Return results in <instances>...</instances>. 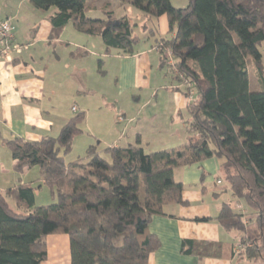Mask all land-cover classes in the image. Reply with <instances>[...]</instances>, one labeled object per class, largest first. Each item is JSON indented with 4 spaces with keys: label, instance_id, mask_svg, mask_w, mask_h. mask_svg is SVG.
<instances>
[{
    "label": "trees",
    "instance_id": "obj_1",
    "mask_svg": "<svg viewBox=\"0 0 264 264\" xmlns=\"http://www.w3.org/2000/svg\"><path fill=\"white\" fill-rule=\"evenodd\" d=\"M118 1L147 21L165 18L172 36L155 40L159 69L172 76L173 90L187 99V130L196 138L152 153L139 143L89 146L84 158L65 163L85 118L76 111L55 138L2 141L15 173L37 168L39 178L0 191V264H42L50 235L68 237L70 264H149L160 248L149 230L153 218H174L165 208L187 204L175 171L210 159L217 160L222 181L252 217H245L244 207L239 212L222 203L213 220L236 233V240L182 239L180 254L199 262L236 257L264 264V0H186L185 8H175L171 0ZM29 3L42 13L56 8L48 18L51 39L70 25L106 48L134 53L136 23L128 14L116 18L109 4L102 5L104 17L97 19L87 15L95 9L88 0ZM77 51L71 56L84 55ZM247 58L257 76L256 91L249 87ZM97 65L102 75V61ZM42 186L55 203L35 205Z\"/></svg>",
    "mask_w": 264,
    "mask_h": 264
},
{
    "label": "crops",
    "instance_id": "obj_2",
    "mask_svg": "<svg viewBox=\"0 0 264 264\" xmlns=\"http://www.w3.org/2000/svg\"><path fill=\"white\" fill-rule=\"evenodd\" d=\"M11 4L6 12L0 11V21H9L18 47L11 52V60L0 58V191L39 178L38 171L33 169L15 173V161L3 149L2 141L55 138L77 112L85 114L81 125L86 127L92 111L100 113L99 126H106L107 130L105 135L95 134V137L104 148L136 143L141 148H149L150 143L173 138L177 124L181 131L187 130V99L173 90L172 76L159 69L160 54L155 40L172 36L164 17L144 19L150 28L144 27L137 35L136 26L134 34L138 42L134 53L124 55L119 50H107L101 41L93 38L82 42L71 33L72 40L66 41L65 28L51 39L48 18L53 13L35 10L29 0H12ZM77 50L84 55L71 56L78 55ZM98 60L102 61V75L98 72ZM108 76L113 77L115 94L106 96L97 86L100 77ZM99 94H102L101 102L95 99ZM122 97L123 104L119 101ZM130 102H134L132 109ZM73 107L77 112L72 111ZM129 109L132 111L127 112ZM118 116L122 117L121 121L117 120ZM32 172L34 180L29 177ZM175 172L179 176L177 182L183 185V200L187 204L165 208V213L174 218H153L149 230L159 238L160 248L150 256L149 264H240L242 260L236 257L199 262L180 254L182 239L233 242L236 235L225 232L213 220L224 203L223 193L229 189L218 186L223 181L217 160L210 159ZM191 186L194 188L190 189ZM204 218L211 221H194ZM45 242L47 258L42 264H70L66 235H50Z\"/></svg>",
    "mask_w": 264,
    "mask_h": 264
},
{
    "label": "rangeland",
    "instance_id": "obj_3",
    "mask_svg": "<svg viewBox=\"0 0 264 264\" xmlns=\"http://www.w3.org/2000/svg\"><path fill=\"white\" fill-rule=\"evenodd\" d=\"M88 1L93 2L94 6H95V9H93V11H90L87 14L88 17H90V18L102 19L104 17L103 16V9H101L102 5L103 4H109L107 7L108 8L107 10L112 11L113 15L116 18L123 16L125 14H128L130 17L133 18L134 22L137 24L136 35H137V32L140 33L144 27H146V29H148V27L150 28V24H148L144 21V18L140 15V13L137 10H134L133 8L128 7V6L123 7L118 0H88ZM185 1L186 0H171V3L175 8H185V6H186ZM11 2H12V0H0V11L6 12L7 7L9 6V8H10L11 5L13 4V3L11 4ZM55 11H56V8L53 7V8H50V10L48 12H50V14H52ZM71 33L74 36L79 37L78 40H80L82 42L85 40L90 41L93 38V37H89V36L79 34V33L75 32L70 25H67L65 27V30H64V36H65L66 41L72 40L71 39V37H72ZM147 34H148V31H147ZM93 39H96L100 43L99 39H97V38H93ZM106 49L109 51L114 50L112 48H106ZM260 49L264 53V45ZM246 65H247V69L249 71V87H250V90L256 91L258 89L257 76H256L255 72L253 71L252 60L250 58H247ZM112 81H113L112 76H108L106 78L100 77L99 81H98L99 85L97 86V88H99L101 93L106 95V96L108 94H115V89L113 88ZM102 94H99L100 96H96L95 99H97V101L101 102L102 101L101 100ZM123 100H124L123 97L121 99H119L120 103L123 104ZM130 103H131V106H132L131 109H132L134 102H130ZM130 111H132V110L129 109L127 112H130ZM118 117H121V116H118ZM117 120H120V119L117 118ZM100 121L102 122V120L100 119V113L98 114L97 112L92 111L90 118H89V121L88 122L86 121L88 127H86L85 124H84V126L81 125L80 126L81 133L73 138L71 150L67 155L64 156L65 163H71L77 159L84 158L85 152L89 148L90 145L98 147L99 150L104 149L102 144H98V140L95 137L96 135L98 136V134L101 136H103L102 135L103 133H104V135L106 134L105 132L107 130L106 129L107 127L105 125H104L105 127H103V128H102V126H99ZM106 122H107V117L105 119V123ZM195 138H196L195 135L190 134L188 132V130L181 131L180 126H178V124H177V125H175V136L173 138L163 139V141L161 143H150L151 147H149V148H146V147L143 148L142 147V148L144 149L145 153L158 152V151H162L165 149L173 148V147L180 145L182 143H190L191 144L194 142ZM103 142H105V140H103L102 143ZM143 146H145V145L143 144ZM3 149L6 151V149L4 147H3ZM6 153L8 155L7 151H6ZM5 162H6V160H5ZM32 169L34 171H37V168H32ZM34 173H36V172H34ZM29 177L31 180L35 179L33 172L31 174H29ZM174 177H175L176 181L179 179L177 172H175ZM218 186L228 187V185L225 182H222L221 185H218ZM193 188L194 187L191 186L190 189H193ZM229 191L230 190L228 189L225 193H223L221 200L223 202L230 203L233 206V208L239 212H241L242 208L244 207L247 210L245 217L246 218L252 217L250 215V212H248V209L246 208L245 203L243 201L238 200L235 197H233L230 194L231 192H229ZM204 200L207 203V201H208L207 196ZM7 202L9 203V205L12 209L16 210L14 203L10 199H7ZM55 202H56V199L55 198L53 199L51 197L49 189L46 186H42V188L36 192V195H35V205L36 206L50 205V204H53ZM232 234L235 235L236 233L232 232ZM239 263L240 264H252L250 262H247L246 260L239 261Z\"/></svg>",
    "mask_w": 264,
    "mask_h": 264
},
{
    "label": "built area",
    "instance_id": "obj_4",
    "mask_svg": "<svg viewBox=\"0 0 264 264\" xmlns=\"http://www.w3.org/2000/svg\"><path fill=\"white\" fill-rule=\"evenodd\" d=\"M14 34L12 31V27L7 20L0 21V58H4L5 60H11V52L18 49V47L14 44ZM165 55L167 57L170 56V51L165 49ZM73 112H76V108H72ZM121 121L122 118L118 117Z\"/></svg>",
    "mask_w": 264,
    "mask_h": 264
}]
</instances>
